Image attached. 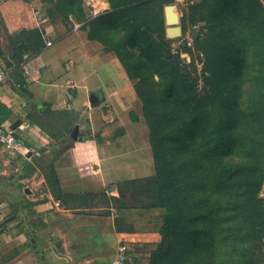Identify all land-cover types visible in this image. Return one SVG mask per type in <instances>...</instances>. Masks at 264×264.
I'll return each instance as SVG.
<instances>
[{
    "label": "trees",
    "instance_id": "obj_1",
    "mask_svg": "<svg viewBox=\"0 0 264 264\" xmlns=\"http://www.w3.org/2000/svg\"><path fill=\"white\" fill-rule=\"evenodd\" d=\"M160 1L170 5L174 0H108L111 11L88 20L82 0H43L51 20L60 14L70 23L74 17L84 23L90 40L117 56L144 104L156 175L146 179V203L131 205L118 190L114 205L164 216L162 239L148 264H264L260 163L252 161L257 147H264V0H204L195 8L208 10L199 19L208 21L209 30L203 39L195 37L205 56L209 93L204 95L180 67V48H170L174 40L162 37L159 43L152 34L151 26L159 23L151 12ZM35 31L40 41L33 50L39 54L44 43ZM18 47L15 58L24 51L23 44ZM51 113L31 118L40 117L38 125L55 140L46 123ZM11 116L0 102V130ZM200 134L205 135L203 144ZM239 141L247 143L249 159L243 182L237 181L238 173L217 168ZM209 159L216 169H209ZM51 176L49 188L62 199L56 170ZM229 185L233 194L223 199ZM232 241L242 246L236 248Z\"/></svg>",
    "mask_w": 264,
    "mask_h": 264
},
{
    "label": "crops",
    "instance_id": "obj_2",
    "mask_svg": "<svg viewBox=\"0 0 264 264\" xmlns=\"http://www.w3.org/2000/svg\"><path fill=\"white\" fill-rule=\"evenodd\" d=\"M17 1L0 0V11L8 8L10 12ZM82 1L88 19V8ZM88 1L100 12L99 16L111 11L108 0ZM24 2L26 7L16 10L17 17H26L37 28L32 13L36 1ZM43 9L48 14L47 5L43 4ZM70 20L69 27L51 20L47 30L54 45L43 47L22 68L13 71L0 89V102L12 113L3 128L11 129L20 121L14 132L28 148L39 150L41 157L51 152L57 140L38 125L40 117L33 120L31 115L45 110L63 113L69 120H79L76 126L80 133V120L91 115L84 101L93 85L101 87L108 100L116 98L118 107H129L127 86L131 81L117 78L120 66L116 57L88 38L84 23L74 17ZM2 54L0 48V59ZM67 92L72 94L69 105ZM93 127L95 134L102 132L100 140H74L73 128L70 136L77 142L64 158L71 162L69 168L87 166L86 175L70 169L63 171L66 165L59 167L63 157L56 160L62 199L53 195L46 176L37 170L35 162L41 157L0 154V264H36L37 258L38 264H116L121 258L125 264H148L139 249L149 241L147 227L158 226L162 214L153 211L146 216L139 209H117L113 202L119 193L111 185L117 183L120 175L140 169L118 159L119 148L131 142L130 131L126 129L125 138L110 140V125Z\"/></svg>",
    "mask_w": 264,
    "mask_h": 264
},
{
    "label": "rangeland",
    "instance_id": "obj_3",
    "mask_svg": "<svg viewBox=\"0 0 264 264\" xmlns=\"http://www.w3.org/2000/svg\"><path fill=\"white\" fill-rule=\"evenodd\" d=\"M203 2L204 0H174L170 4L175 7V11L179 14L181 20L180 27L182 29L181 37L173 39L167 37L166 30L168 25L166 24L165 20L164 7L168 4L162 3L161 1L157 5H155L151 12V16L153 15L155 17L159 25L155 28L151 26V29L154 38L157 39L159 43L162 42L160 41L162 37L163 39L174 40L170 44V48L174 49V51L177 48H180V67L193 79L196 88H198V90L200 91V94L204 95L206 92L209 93V85H207V80L205 79L207 73H205L204 71L205 56L204 53L200 51L195 44V37L199 36L200 39H203L207 31L209 30L208 21L199 19L201 12L202 14H207L206 11L208 10L203 9L201 11L195 9L196 7H199L201 4H203ZM25 7L26 4L24 0H19L14 3V6L10 12L8 8H4V10L0 11V48L3 53V57L0 59V65L6 70H12V73L20 67L22 68L23 63L29 61L32 57L37 55V53L34 52L33 49L37 41H40L39 38L38 40H36L38 35L36 34L33 21H29L26 17H17L18 12L16 10L19 8L23 10ZM3 13L9 14L4 16ZM54 17V20H58L59 24L62 22L63 24H66L67 27H69L70 23L65 22L60 14H55ZM193 17H195L196 19L194 23L192 22ZM157 22H155V24H157ZM86 33L88 35V30H86ZM189 40L192 41V46L189 47L186 45V47L183 49L182 45L187 43ZM22 44L24 46L22 56L21 58H15L16 53L14 51V47L19 48L18 46ZM102 46L105 51H108L104 45ZM21 51L22 50H20V52ZM111 54L116 57L115 59L119 64L118 66H120L118 67V70L120 72H122L121 69L124 71V74L118 72L117 78H121L124 80H126L125 78L129 79L117 56L114 53ZM156 78H159V76H157ZM98 84L102 85V82H98ZM107 85L110 86L109 83H106V86ZM92 87L93 88L91 89V91L85 94L86 96L84 101L86 102L88 108L91 110V115L85 116L84 118L86 120H80L82 129H80L79 137H84L93 141H99V134L102 132H99V134H95V131H93V125L98 126V128L101 127L102 124L110 125V129L109 131H107V134L109 135L107 136V138H109L110 140L119 139L120 137L125 138L127 135L126 129L129 130V138L131 142L126 145L127 147L121 146L119 148L118 159L121 160L122 163H127V166L133 164L136 167L139 166L140 169L137 171H133L135 173L127 172L123 175H120V179L117 180L116 184L111 185V187L116 189L117 192L118 190H120L123 194V197H127L128 202L131 205L139 206L143 203H146L145 201H148L147 198H149V196L146 197V195H149V193H147L146 191L148 190L146 179H151L156 175V166L150 141L151 134L148 123L144 116V104L137 96L132 83L131 85L127 86V100L129 105L128 109L123 108L124 106L122 107V105L121 108L118 107L119 103L118 100H115L116 98L108 100V98L105 97L104 91L101 87H96L95 85H93ZM122 87H124V85H122ZM92 93H94L100 100V104L96 107H93L90 104V101H88V96ZM111 109H114V111H111L112 114H110ZM46 123L48 125V128L50 127L49 131L56 136L57 143L49 154H45L43 157L40 156L41 158L39 157L40 159H38L35 164L37 170L44 176H46V179H52L51 173L52 170H56V168H54L56 160L61 157H63V160L65 156H69V154H71L70 152L75 148V144L77 141L72 140L70 134L77 123H79V120L75 122L74 120H69L63 113L54 112L48 115V120L46 121ZM204 126H200V132L201 129L204 128ZM199 137L200 138H198V141L200 142V144H203L205 135L200 134ZM246 148L247 143L239 141L236 148L232 149L234 150L232 153L224 155L225 158L223 159V163H221L222 165L217 167L218 171H220L221 169L229 171L230 174H232L233 172L238 173V178H236L237 181L243 182L244 178L242 175L244 174V162L249 160L247 158ZM242 152H244V154ZM62 160L59 162V167H64L66 165L62 169L63 171H67L68 169H70L72 172L84 175H86L89 171L87 166H80L76 169L69 168L72 166L71 162H68L65 159L63 162ZM252 161L260 163L259 171L261 174V186L257 193V197L264 204V147H257L256 155L254 154ZM211 164L212 161L209 159V169H216L215 167H211ZM9 172V174H12V171L9 170ZM47 185L48 187H50L48 181ZM111 187L107 189H110ZM230 187V185L229 187H226L227 190H225V194L222 196L223 199L233 194V191L228 189ZM122 201V199L119 200V202ZM143 211L145 212L146 216H149L153 212V210L148 209H145ZM226 219L227 216L223 214V220ZM163 223L164 216H160V222L158 226L147 227L149 229L147 231V238L149 241L144 244L143 249H139L143 254L142 256L145 263H148L151 252L161 242L162 236L160 234V228L163 226ZM227 228L229 229L228 232L232 233V224L228 225ZM240 239L245 240L246 235L240 234ZM232 242L233 244H235V241ZM235 246L236 248L241 247L242 243H237L235 244Z\"/></svg>",
    "mask_w": 264,
    "mask_h": 264
},
{
    "label": "built area",
    "instance_id": "obj_4",
    "mask_svg": "<svg viewBox=\"0 0 264 264\" xmlns=\"http://www.w3.org/2000/svg\"><path fill=\"white\" fill-rule=\"evenodd\" d=\"M36 5L32 8L33 18L37 29L41 33L44 47L50 48L54 45V39L51 36V33L47 30L51 25V19L43 9V0H35ZM85 6L88 8V20H92L100 15V12L93 6L91 1L85 0ZM192 41L186 43L187 46H192ZM12 70H6L0 65V89L3 84L12 73ZM66 103L69 105V102L72 100V94L67 92L65 95ZM0 154H5L10 157L17 156H30V157H40L41 152L39 150H34L28 148L25 144V141L16 136L14 131L11 129L0 130ZM125 248H121V251H124ZM116 264H125L124 260L121 258Z\"/></svg>",
    "mask_w": 264,
    "mask_h": 264
},
{
    "label": "water",
    "instance_id": "obj_5",
    "mask_svg": "<svg viewBox=\"0 0 264 264\" xmlns=\"http://www.w3.org/2000/svg\"><path fill=\"white\" fill-rule=\"evenodd\" d=\"M164 14H165V20L166 24L168 25L167 27V37L170 39L173 38H179L182 35V29L180 27V17L179 14L175 11V7L173 5H167L164 8ZM90 103L92 106H98L99 105V99L92 94L90 96ZM21 124V122H16L13 124L11 129L14 131L17 129V127ZM72 138L74 140L79 139V126H76L72 132Z\"/></svg>",
    "mask_w": 264,
    "mask_h": 264
}]
</instances>
